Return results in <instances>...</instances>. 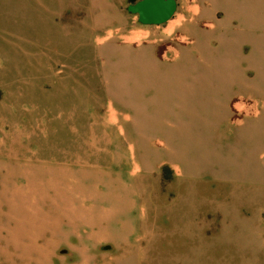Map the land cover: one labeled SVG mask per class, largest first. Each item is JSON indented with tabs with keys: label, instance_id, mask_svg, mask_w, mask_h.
Returning <instances> with one entry per match:
<instances>
[{
	"label": "rangeland",
	"instance_id": "obj_1",
	"mask_svg": "<svg viewBox=\"0 0 264 264\" xmlns=\"http://www.w3.org/2000/svg\"><path fill=\"white\" fill-rule=\"evenodd\" d=\"M175 1L0 0V264H264V0Z\"/></svg>",
	"mask_w": 264,
	"mask_h": 264
},
{
	"label": "water",
	"instance_id": "obj_2",
	"mask_svg": "<svg viewBox=\"0 0 264 264\" xmlns=\"http://www.w3.org/2000/svg\"><path fill=\"white\" fill-rule=\"evenodd\" d=\"M127 12L135 15L141 25L164 24L174 15L177 3L175 0H127Z\"/></svg>",
	"mask_w": 264,
	"mask_h": 264
},
{
	"label": "bare ground",
	"instance_id": "obj_3",
	"mask_svg": "<svg viewBox=\"0 0 264 264\" xmlns=\"http://www.w3.org/2000/svg\"><path fill=\"white\" fill-rule=\"evenodd\" d=\"M209 1V0H208ZM208 13H209V11H208ZM210 14V13H209Z\"/></svg>",
	"mask_w": 264,
	"mask_h": 264
}]
</instances>
